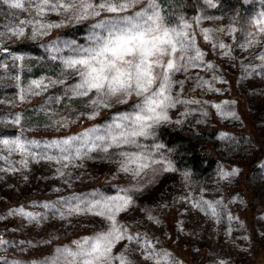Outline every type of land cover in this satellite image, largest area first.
I'll return each mask as SVG.
<instances>
[{"label": "rangeland", "instance_id": "obj_1", "mask_svg": "<svg viewBox=\"0 0 264 264\" xmlns=\"http://www.w3.org/2000/svg\"><path fill=\"white\" fill-rule=\"evenodd\" d=\"M155 2L168 25H190L184 31L194 41L192 55L196 49L203 54L173 76L183 81L182 87L174 84L173 94L186 103L170 108L169 121L154 135L138 137L139 148L122 145L87 155L82 149L80 158L72 152L64 160L48 145L75 137L72 145L79 146L86 133L102 135L117 116L135 111L139 98L133 96L90 118L95 95L72 92L79 77L63 63L74 55L67 45L88 47L91 34L100 31L93 25L115 14L77 21L63 10L45 9L40 17L24 0H0V141L20 138L30 153H10L0 143V239L7 241L0 245V264H47L58 249L75 251L77 242L110 225L90 211L69 214V205L117 195L131 198L116 219L133 239L116 242L112 251L124 252L131 264H264V0ZM144 6L141 0L120 15ZM21 20L60 26L36 24L45 34L33 38V25ZM21 27L24 35H13ZM164 129L214 143L212 166L188 165L183 146L160 137ZM120 151L142 152L159 163L134 178L120 170ZM166 166L172 171H163ZM233 170L234 176L220 179L221 171ZM21 209L36 219L17 214ZM150 252L152 259H145Z\"/></svg>", "mask_w": 264, "mask_h": 264}, {"label": "snow or ice", "instance_id": "obj_2", "mask_svg": "<svg viewBox=\"0 0 264 264\" xmlns=\"http://www.w3.org/2000/svg\"><path fill=\"white\" fill-rule=\"evenodd\" d=\"M24 2L34 5L36 14L40 17L45 15V9L56 11L57 14L59 10H63L71 14L70 20L77 21L100 16L101 12L105 11L115 14L113 18L93 25L94 29L100 31L91 34L88 47L67 45L72 48L74 55L64 58L63 63L79 77V82L73 86L72 92L83 97L89 96L90 93L95 95V98L91 99L94 112L90 118L98 115L99 109L109 108L113 103H127L133 96L139 98L135 111L117 116L104 130V134L89 138V134L86 133L76 147H73L71 142L77 139L75 137L70 140L53 141L48 147L58 148L62 154L60 159L70 160L72 152L75 153L76 158H80L82 149H84L83 154L87 155L98 149L108 152L109 148H120L122 145L139 148L138 137L154 135L156 126L169 121L167 111L174 108L177 103H186L173 94L174 84L179 83L181 87L183 86V81L177 82L173 76L176 72L187 71L188 65L199 60L203 54L196 49L195 56L192 55L194 41L184 31L190 25L186 22L177 27L168 25L155 0H144L145 6L134 15H120V13L139 4L141 0H99L98 3L95 0H70L68 3L64 0H24ZM9 6L13 9H22L20 2H10ZM20 23L33 25V38L45 34L35 27L36 24H39L41 29L60 26L43 24L40 20H21ZM203 31L207 40L209 30ZM260 31L264 32V28ZM13 35L23 36L24 29L21 27L13 30ZM253 42L250 40L249 44ZM219 47L223 49L226 45L220 43ZM59 50L55 49L57 52ZM56 58L53 56V59ZM207 67L210 69L213 66L208 64ZM59 82L63 83V81ZM23 98L22 96L21 99ZM0 143L6 146L10 153L18 151L22 155L30 154L20 138L3 140ZM119 155L120 170L131 173L134 178L139 177L152 164L159 163L142 152L120 151ZM47 159L51 161L54 157L48 156ZM21 163L26 166L27 161L22 160ZM132 164L136 167H129ZM163 171H172V169L166 166ZM235 174V170L231 173L221 171L220 179H228ZM130 204L131 198L125 195L83 202V207L79 203L74 206L70 204L69 214L90 211L108 221L109 229L97 233L92 238L77 242L75 251L69 248L58 249L57 255L47 264H113L114 261H118L119 264H131L124 252L114 255L112 251L116 242L133 239L132 236L126 235L127 229L120 226L116 219V216L126 211ZM209 207L215 215V208L211 204ZM17 214L31 220L36 219L33 213L24 212L22 209L18 210ZM61 218H64L63 213ZM6 243L7 241L0 239V245ZM145 243L148 248L151 247L150 244ZM163 255L167 256V253ZM144 258L152 259V253ZM156 264H159L158 259Z\"/></svg>", "mask_w": 264, "mask_h": 264}, {"label": "trees", "instance_id": "obj_3", "mask_svg": "<svg viewBox=\"0 0 264 264\" xmlns=\"http://www.w3.org/2000/svg\"><path fill=\"white\" fill-rule=\"evenodd\" d=\"M236 1V0H233ZM186 3H191V0H186ZM203 134L214 135L215 131H207L203 128L199 129ZM212 130V129H211ZM160 137L167 141L180 144L183 146V157L187 160L188 165L192 167H201V165L212 166L214 158L217 157L215 152L214 143H206L203 139L198 138V136H191L186 133H181L171 130H160L158 132ZM263 247V244H259Z\"/></svg>", "mask_w": 264, "mask_h": 264}]
</instances>
